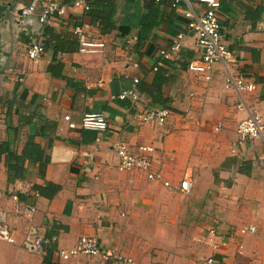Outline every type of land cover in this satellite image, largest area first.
Masks as SVG:
<instances>
[{
    "label": "crops",
    "instance_id": "crops-1",
    "mask_svg": "<svg viewBox=\"0 0 264 264\" xmlns=\"http://www.w3.org/2000/svg\"><path fill=\"white\" fill-rule=\"evenodd\" d=\"M0 1L6 4L0 18V207L18 230L16 244L0 240V264H59L58 251L71 249L83 235H97L103 248L141 264L167 261L140 243L138 234L176 232L171 227L192 233L203 225L200 246L207 255L201 264L210 256L218 264H264V139L239 145L236 130L250 113L264 118V0H223L220 7L223 38L236 57L230 70L257 85L242 95L225 87L222 63L214 65L209 81L188 70L195 44L190 33L175 59H162L160 50L185 29V3L154 1L157 24L139 42L134 36L150 0H114L115 27L107 33L88 12L71 7L49 22L46 34L37 14L24 12L28 2L42 0ZM77 24L106 42L103 52H79L72 32ZM39 33L46 49L33 63L27 49ZM158 60L164 73L159 88ZM130 89L138 93L136 103L111 98ZM147 108L171 114L163 125L142 123L137 111ZM86 112H103L109 130L81 128ZM118 140L134 150L154 146L155 168L174 188L137 171L120 172ZM186 174L194 181L189 195L175 190ZM24 204L35 205L32 224L49 239L38 252L21 245L29 224ZM250 224L257 231L242 234ZM211 228L219 250L210 245ZM66 263L104 264L85 254Z\"/></svg>",
    "mask_w": 264,
    "mask_h": 264
},
{
    "label": "built area",
    "instance_id": "built-area-1",
    "mask_svg": "<svg viewBox=\"0 0 264 264\" xmlns=\"http://www.w3.org/2000/svg\"><path fill=\"white\" fill-rule=\"evenodd\" d=\"M159 2L160 0H155ZM223 0H174L172 6L179 7L185 3L183 8L185 17L187 18L184 30L173 38L168 49H161L160 55L163 60L175 59L184 43L185 37L190 33L195 38L193 47V56L188 61V70L198 73L206 81L211 80L213 75L214 65L222 63L227 70L225 77V87L235 93L242 95L245 92H253L257 85L254 82L247 81L241 74L233 73L230 66L236 62L234 52L229 49L222 34L220 22V7ZM77 7L88 12L90 10V0H73L71 3H65L61 0H42L32 2L26 6L24 12L26 14H37L38 21L46 27L55 17L64 16L68 13L69 8ZM73 34L77 37L79 46L78 50L83 54L101 53L106 47V42L90 38L83 29L82 24H77L72 28ZM34 39L27 49V55L33 63H38L45 52V43L42 40V34ZM41 37V39H40ZM138 39V35L134 36ZM159 52V51H158ZM159 68V60L154 67ZM138 82V79H135ZM264 89V82H263ZM131 98L136 103L138 93L133 90H124L119 95H112L111 98ZM243 107V103L239 104ZM171 110L167 108H147L137 111V116L142 123H155L157 125L165 124ZM71 127H76L74 122H70ZM221 124L216 126L220 128ZM237 126L238 144L242 145L249 141L264 139V118L257 112L250 113L246 118L240 120ZM110 123L103 112H86L81 121V128L92 129L99 132H107ZM114 149L118 158V170L120 172L137 171L151 181H163L162 173L155 168L153 153L155 148L152 145L142 144L137 146L136 150L132 149L128 143L123 140H118ZM233 152L237 151L236 147L232 148ZM164 185L169 188L174 186L169 181H163ZM194 181L190 174H186L181 179L175 190L182 194L189 195L192 193ZM38 196V193H34ZM12 198L16 203V211L20 212L18 206L19 197L13 194ZM20 204V203H19ZM24 214L29 220V224L23 229V237L21 245L29 252L41 251L44 244L49 242V239L41 234L39 225L32 224V219L36 211L33 204H24ZM9 212L0 207V240L16 244L18 240V230L12 226L9 221ZM241 233L244 235L253 234L257 231V227L250 224L241 228ZM217 230L210 229L212 242L210 245L214 250H219L220 244L215 242ZM58 254L61 258L59 264H67L70 258L79 254L88 256H97L104 264H141L135 258L125 255L114 248H103L99 243L97 235H83L71 249H60ZM203 264H218L214 256H210L203 261Z\"/></svg>",
    "mask_w": 264,
    "mask_h": 264
},
{
    "label": "rangeland",
    "instance_id": "rangeland-1",
    "mask_svg": "<svg viewBox=\"0 0 264 264\" xmlns=\"http://www.w3.org/2000/svg\"><path fill=\"white\" fill-rule=\"evenodd\" d=\"M179 195L181 194L179 193ZM187 197L188 196H183L182 198L185 199ZM206 222L204 224H206ZM172 229L176 232L167 234H156L151 232L138 234L141 239L140 243L147 245L153 253H158L162 258L167 256V261H141L143 264L202 263V259L207 255V250L201 247L200 243L206 227L203 225V228H195V231L192 233H183V227L179 230L177 228H169V230Z\"/></svg>",
    "mask_w": 264,
    "mask_h": 264
},
{
    "label": "trees",
    "instance_id": "trees-1",
    "mask_svg": "<svg viewBox=\"0 0 264 264\" xmlns=\"http://www.w3.org/2000/svg\"><path fill=\"white\" fill-rule=\"evenodd\" d=\"M155 0H150L147 3V12L144 13V15L140 18V25L138 28H140L138 33V41L142 42L145 40L148 35L153 30V27L156 26L157 20L159 18V7L157 6V3L154 2ZM71 3L72 0H65V3ZM32 2H28V5H30ZM5 1H0V18L1 14L5 8ZM90 10L88 11V15L91 17L94 24L100 27L101 31L103 33H107L112 30V28L115 27V21H114V14L116 11V7L114 4V0H90ZM47 27V26H46ZM44 27V29L46 28ZM129 28V27H127ZM46 29L44 30V33L46 34ZM128 31L125 30L122 33L126 34ZM159 74L163 76L164 73H162L161 70L157 71V76L154 77V82L159 88V86L162 84L163 80L160 79L159 83ZM3 151L2 145H0V152ZM43 191V190H42Z\"/></svg>",
    "mask_w": 264,
    "mask_h": 264
}]
</instances>
